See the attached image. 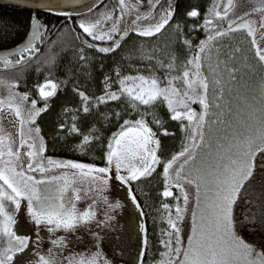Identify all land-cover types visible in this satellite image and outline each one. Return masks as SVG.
I'll list each match as a JSON object with an SVG mask.
<instances>
[{
    "label": "snow or ice",
    "instance_id": "6c2138e0",
    "mask_svg": "<svg viewBox=\"0 0 264 264\" xmlns=\"http://www.w3.org/2000/svg\"><path fill=\"white\" fill-rule=\"evenodd\" d=\"M222 3L224 0H215L199 26L201 12L195 8L186 12L195 21L191 25L174 20V0H149L146 12L140 11L142 0H118L116 6L97 19L81 20L78 26L86 37L108 44L99 46L85 39L83 45L104 56L120 49L129 33L158 38L170 25L188 52L179 60L177 50H166L167 45L147 50L141 45L139 55L130 53L127 59L141 61L143 68L129 64L130 71H125L119 65L105 72L101 64L100 94L80 87L72 89L79 98V106L64 108V113L70 114V122H61L59 128L66 129V135L80 138L76 148L81 154L93 147L98 149L102 166L45 155L48 144L37 121L67 81L45 78L37 84L38 97L43 101L38 107L37 99L16 91L18 83L0 79V86L7 89V96L0 98V113L7 110L15 117V121L8 123L18 124L17 142L5 131L0 117V264H143L150 238L147 226L137 225L134 219L137 212L145 214L136 192L143 191L139 183L156 176L162 182V190L157 192L162 198L157 212L167 228L161 229V250L153 264H264V244L250 243L242 234L246 225L249 231L264 232V76L258 83L259 96L241 94L238 86L243 76L238 74L242 70L254 71L255 65L244 56L242 67H237L233 63L235 54L242 53V49L225 52L220 43L232 33L246 31L251 38L252 58L264 69V47L256 38L257 32L264 38V16L259 28L250 18L253 13H264V0L251 11L231 19L234 0H226L221 11ZM95 7L98 5L80 15L93 13ZM48 10L72 15L54 9L51 4ZM125 16L130 19L122 28ZM217 21L226 22V26ZM108 22L111 26L106 30ZM30 29L26 42L0 55L5 69L26 68L34 56L38 58L37 44L48 28L33 15ZM199 30L204 31L206 38L194 45L192 33ZM79 52V60L88 64L84 47ZM49 62L55 63L54 59ZM226 93L237 101L235 108L231 99H225ZM193 105H198L199 110ZM160 108L167 110L171 121L178 122L186 141H182L179 151L168 156L164 155L162 137L176 133L165 126ZM81 114H95L97 121L85 128L78 124ZM113 121L117 128L105 137L102 128ZM113 181L125 186L126 197L134 206L126 240L107 235L115 218L110 213L123 207L119 201L110 203L104 195ZM189 187L193 190L191 196ZM174 190H178V195ZM168 198L174 203L165 202ZM86 199L91 203L82 209L79 205ZM101 201L109 211L98 219L96 206ZM24 202L35 228L51 234V247L46 254L29 247V235L18 234L27 231L23 224L17 229V214ZM186 220L189 231L185 237ZM36 236L39 237V231ZM73 243L80 245V250L70 247ZM105 244L126 254L129 260L114 262L106 254Z\"/></svg>",
    "mask_w": 264,
    "mask_h": 264
},
{
    "label": "trees",
    "instance_id": "16d2710c",
    "mask_svg": "<svg viewBox=\"0 0 264 264\" xmlns=\"http://www.w3.org/2000/svg\"><path fill=\"white\" fill-rule=\"evenodd\" d=\"M214 0H174V6L176 14L174 20L181 22L183 25H191L195 21L186 16V12L195 8L201 12V18L198 19V24L203 23V17L208 15V9L212 6ZM81 10V9H80ZM73 13V12H71ZM49 14H54L50 17ZM35 15L39 20L44 23L48 31L45 33L44 43L41 49V54L38 58L28 65L26 68L16 70L10 73H0V79L15 81L19 84L16 91L29 94L30 99L38 100V107L43 105V101L39 99L36 86L39 83H43L45 78H51L57 81H67L66 85H62L57 95L52 98L49 110L41 115L37 124L41 127V135L45 137L48 144V151L46 156L58 160H75L84 163H96L98 166H102L99 159V150L95 147L91 148L85 154L76 148L79 143V137L66 135V129L61 131L59 125L63 121L70 122V114L64 113L66 107H78L79 98L72 91L74 87H80L89 93L100 94L103 87L101 81L103 73L100 70L101 64L105 72L111 71L112 68L123 65L125 71H130L129 64L135 67L143 68L145 65L141 61L127 57L131 53L133 56L139 55V48L143 45L144 49L150 48H165L170 50L176 49L179 53V60H183L188 55L187 50L179 42L177 34L170 25L166 30L158 37L144 38L139 37L136 34L125 39L121 42L122 46L116 52L104 56L96 52L93 49L86 48L82 41L88 39L89 42L95 43L86 37L79 29L78 22L79 17L76 15L65 16L58 15L56 13H35L29 10L0 6V50L10 49L21 44L25 38L28 30L30 29L31 17ZM217 23L221 26H226V22ZM188 28L185 27V33L187 34ZM237 33L230 34L229 37L222 38L220 43L223 45L222 50L227 52L233 50L236 47L242 49V53H236V57L248 56L251 64L255 65V69L252 72L253 77L261 79L264 76V69H262L255 59H253V52L251 50L250 39H246V33L239 31ZM79 37V38H77ZM193 44L196 45L200 40L205 39V33L203 30H199L192 33ZM261 47H264L263 43H260ZM84 47V55L89 58V63L79 60V49ZM159 54V53H158ZM252 54V55H251ZM239 55V56H238ZM236 58V59H237ZM54 59L55 63L52 64L49 61ZM179 62V61H178ZM39 69V70H37ZM91 73V76L88 73ZM245 70H242V73ZM240 73V74H242ZM239 75V74H238ZM0 97L4 98L1 94ZM114 106V105H113ZM194 108L199 110L198 105H193ZM103 109V106H102ZM160 117L165 120V126L169 131L175 132L176 135L172 137H162V143L164 145V155L168 156L171 153L177 152L181 148L182 141H184V134L179 131V125L176 121H171L168 117L167 110L165 108L159 109ZM97 121L95 114L87 117L81 114V120L78 124H81L85 128ZM97 127H101L99 123ZM117 128V123L113 121L108 127L102 128L105 137L109 136ZM17 140V135H12ZM186 142V141H184ZM95 158V159H94ZM158 172L160 169L157 170ZM135 187V185H134ZM139 188L143 191H137L136 195L141 201L144 215V224L148 228L150 238V248L144 254L143 264H153V261L159 258V251L161 250L159 239L161 235V229L167 228V224L160 219L161 213L157 212L160 206L161 197L157 195L158 191L162 190V182L159 176L148 182L139 183ZM178 195V190H174ZM148 195L145 196L144 193ZM169 203H174L171 198H168ZM18 229V227H17ZM130 228L128 229V234ZM127 236L125 235V240ZM134 240V239H133ZM35 240L34 243H36ZM33 242V241H31ZM134 257V256H133ZM125 260V261H124ZM129 257L120 252V258L118 261L127 262Z\"/></svg>",
    "mask_w": 264,
    "mask_h": 264
},
{
    "label": "rangeland",
    "instance_id": "374dc122",
    "mask_svg": "<svg viewBox=\"0 0 264 264\" xmlns=\"http://www.w3.org/2000/svg\"><path fill=\"white\" fill-rule=\"evenodd\" d=\"M241 2H242V6H241L242 9L245 10L246 12H248L251 9H253L254 7L259 6L261 3V0H242ZM129 19L130 18L127 17L126 21H128ZM144 23H147V22H144ZM243 57L244 56L238 57L233 63H235L237 67H242V65L244 63ZM248 63L251 64L250 62H248ZM251 65H253V64H251ZM18 70H20V69H18ZM8 72L10 73V71H8ZM252 72L245 70V72H243L242 74H239V75L243 76V79L240 80V83L238 86L239 91L241 94H255V95L259 96L258 83L260 81V78L259 79L254 78ZM0 88L2 90H7L3 86H0ZM250 89L253 91L250 92L249 91ZM225 99L226 100L231 99L233 108H235L237 101L233 97H230L226 93ZM0 117H3V124H4L5 131L8 133H11L12 135H17L18 124L14 123V124L10 125L8 123V121H10V120L15 121V117L11 113L7 112V110H5V113H0ZM17 142H18V136H17ZM189 192H190V196H191V194L193 192L191 187H189ZM125 193H126L125 186L119 185V183L116 181H113L112 187H110L109 190L106 193H104V195H106L108 197V200L110 203H115V202L119 201L123 205V207L116 209L115 212L110 213L115 218L111 221L112 229L107 231L108 237H118L119 236L121 238H125V235L128 236V229L130 228V219L129 218L133 212L134 206L131 204L130 199H128L126 197ZM69 196H71V193H69ZM88 203H91L90 199H86V200L82 201L79 206L83 209L84 207H86V205ZM25 204H26V202L22 203L21 211L19 214H17V219H18L17 227L19 229L20 225L23 224L26 226L27 231H26V233L18 232V234L29 235L31 237V240L29 241V247L34 252H38L40 254H46L47 248L51 247V244H50L51 234L47 233L46 230H40V229L35 228V226L30 222V220L27 216ZM189 207L191 208L192 204H190ZM96 210L98 212V219H103L105 212L109 211V210H107V206L102 201L97 204ZM240 211L243 212L244 209L241 208ZM134 219H135L137 225L144 224L143 215H140L139 212L136 213ZM95 230L99 231L101 229H95ZM36 231H39V237L36 236ZM188 231H189V221L186 220L185 221V227H184L185 237L188 235ZM242 234L244 235L245 239L250 243H253L257 246L264 244V232H261L259 230L249 231L248 226L246 225L245 229L242 230ZM133 239H134L133 242L135 243V237H133ZM35 240H37L36 243H34ZM31 241H33V242H31ZM70 247L75 248L76 250H80V248H81L80 245H76L75 243L70 245ZM103 247H104L106 254L109 256V258L113 259L114 262L119 260V258H120V251L119 250L113 251L108 247L107 244L103 245ZM135 255H136V250L133 249L132 256H135ZM32 258L36 259L37 257L33 256Z\"/></svg>",
    "mask_w": 264,
    "mask_h": 264
},
{
    "label": "flooded vegetation",
    "instance_id": "af4514ba",
    "mask_svg": "<svg viewBox=\"0 0 264 264\" xmlns=\"http://www.w3.org/2000/svg\"><path fill=\"white\" fill-rule=\"evenodd\" d=\"M242 0H234V4H235V8H234V10L233 11H231L230 12V14H229V18L231 19V18H235V17H238V16H240V15H242L243 13H245L246 11L245 10H243L242 9V2H241ZM164 2V0H162V3ZM214 2H215V0H214ZM213 2V3H214ZM131 3H136V0H131ZM118 4V0H103V2L101 3L100 2V0H95L94 2H92L91 4H89V5H87V6H85V7H83L81 10L79 9V10H75V11H73V15H76L77 17H79V20H78V22H76L77 24H79L80 22H81V20L82 19H84V20H95V19H97L98 17H99V14H101V13H103L104 11H106V10H110L113 6H116ZM148 4H149V0H142V7L140 8V11L141 12H146V11H148ZM175 4V3H174ZM225 4H226V0H224V3H222L221 4V11H222V9H223V7L225 6ZM93 5H98V7H95V9H94V12L93 13H90V14H88L87 16H81L80 15V13H87L88 12V8L89 7H91V6H93ZM105 5H107L108 7L107 8H105ZM9 7H11V6H9ZM251 11V10H250ZM52 13V12H51ZM50 15V17L51 16H53L52 14H49ZM156 15H157V17H158V15H159V8H157V12H156ZM261 16H264V13H253V15L250 17L252 20H254V21H256L257 23H256V27L257 28H259V21H260V18H261ZM127 17L128 16H125V21H122L121 22V27L123 28V26H124V24H125V22H126V20H127ZM249 17H246V19H248ZM218 22V21H217ZM111 26V22H108L107 24H106V26H105V29L107 30V28L108 27H110ZM30 30L31 29H29L28 30V33L26 34L27 36H26V38H25V40L22 42V43H24L25 41H26V39L29 37V35H30ZM240 32H243V33H246V31H244V30H241ZM237 33V35L239 36V32H236ZM130 34V36H132V35H134L135 33H129ZM129 36V37H130ZM128 37V38H129ZM245 38L248 40V39H251L250 37H248L247 35L245 36ZM257 40H258V42L259 43H263L264 44V38H262L261 37V34H260V32H257ZM127 39V38H126ZM93 42H95L96 44H98L99 46H108V44H106V43H101V42H99V41H93ZM123 42V41H122ZM21 43V44H22ZM43 42L41 41L40 42V44L37 46L39 49H40V54H41V49H42V46H43ZM13 48H15V47H13ZM13 48H10V49H1L0 51H5V50H11V49H13ZM39 54V55H40ZM252 55V54H251ZM13 59H15V58H13ZM2 67V64H0V68ZM4 97H6L7 96V90H2V93H1ZM1 98V97H0Z\"/></svg>",
    "mask_w": 264,
    "mask_h": 264
},
{
    "label": "water",
    "instance_id": "95a60500",
    "mask_svg": "<svg viewBox=\"0 0 264 264\" xmlns=\"http://www.w3.org/2000/svg\"><path fill=\"white\" fill-rule=\"evenodd\" d=\"M94 1L95 0H0V6H11L15 8H21V9L29 10L35 13H51L55 11L48 10L49 4H51L54 9L59 8V10L61 11H72V10L83 8L91 4ZM36 9H40V11H36ZM38 44H40V42ZM11 50H5V51H11ZM5 51H0V55H3ZM35 59L36 57L34 56L32 61H34ZM17 69H21V68L17 66V68L15 69H5L3 66V68H0V72H8V71H13Z\"/></svg>",
    "mask_w": 264,
    "mask_h": 264
}]
</instances>
